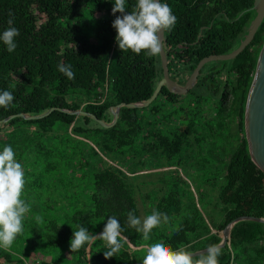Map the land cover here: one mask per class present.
I'll list each match as a JSON object with an SVG mask.
<instances>
[{
	"label": "trees",
	"instance_id": "16d2710c",
	"mask_svg": "<svg viewBox=\"0 0 264 264\" xmlns=\"http://www.w3.org/2000/svg\"><path fill=\"white\" fill-rule=\"evenodd\" d=\"M194 1L161 0L182 20L188 15L166 32L164 44L170 76L179 84L203 57L235 48L254 16L253 0H224L243 37L203 45L200 27L216 19L214 13L197 16ZM134 3L126 0L128 11ZM113 5L114 0H0V33L9 19L19 30L14 52L0 41V91L15 97L11 107H0V121L15 115L0 123V152L11 146L22 165L21 199L29 205L12 246L0 248V263L133 264L142 262L152 244L195 252L218 244L239 216L264 218V173L248 157L243 128L264 21L234 59L204 64L187 93L163 86L148 106L121 108L112 127L66 111L38 119L18 115L57 107L110 122L120 103L151 97L162 78L159 55L119 49L112 21L121 14H112ZM61 62L71 65L74 79L59 72ZM116 169L151 176L135 186L144 217L157 209L169 221L153 228L149 240L127 226L128 211L141 218L140 208L132 186L112 174ZM109 216L124 229L120 253L106 259L100 240L70 252L73 230L83 225L98 234ZM222 250L218 264H264V223L236 222ZM201 255L193 256L194 264Z\"/></svg>",
	"mask_w": 264,
	"mask_h": 264
},
{
	"label": "clouds",
	"instance_id": "9594fccd",
	"mask_svg": "<svg viewBox=\"0 0 264 264\" xmlns=\"http://www.w3.org/2000/svg\"><path fill=\"white\" fill-rule=\"evenodd\" d=\"M112 14L119 12L121 15L112 21L116 30L115 41L122 52L131 50L134 54H143L149 58L158 56L163 51L162 33L171 31L176 24L177 17L172 13L167 3L161 0H135L131 11L127 10L126 0H114ZM0 33V41L6 46L9 53L17 47L16 37L19 30L11 26ZM58 70L69 80L75 78L71 65L59 63ZM15 97L13 92L0 91V107L8 109L13 105ZM25 187L22 165L15 159L11 146H6L0 152V248L9 249L17 234L22 231V217L29 210V205L21 199ZM37 220L40 217H36ZM167 214L153 209L151 215L141 219L134 211L127 213V226L142 234L144 240L150 239L153 228L162 223H167ZM61 225V224H60ZM59 225V226H60ZM118 218L109 216L98 234H90L89 230L81 225L78 231L73 230L70 239V252L78 251L86 242L90 246L97 240L104 243L108 251L104 252L106 259L116 256L121 251L118 237L123 232ZM223 254L222 245L211 244L195 264H218V257ZM142 264H194L193 254L181 247L172 250L162 243H155L147 247Z\"/></svg>",
	"mask_w": 264,
	"mask_h": 264
},
{
	"label": "water",
	"instance_id": "95a60500",
	"mask_svg": "<svg viewBox=\"0 0 264 264\" xmlns=\"http://www.w3.org/2000/svg\"><path fill=\"white\" fill-rule=\"evenodd\" d=\"M254 11V16L244 34L243 39L239 42V44L229 50L224 54H209L198 61L192 73L188 77V79L183 83L179 84L176 80L172 79L168 69V60L164 50L165 37L164 33H162L161 39L163 41V51L159 55L161 66H162V78L156 85V88L151 95V97L144 102H133V103H120L116 110L114 111V118L110 122H105L104 120L99 119L92 113L85 111H69L62 108H51L47 112L41 115H29L25 113L18 114L21 117L27 119H38L43 118L55 110L58 111H66L68 113H74L77 115H87L96 120L103 127H112L114 126L120 116L121 108L125 106H129L132 108L136 107H146L148 106L158 95L159 91L163 86L166 89L174 94L183 95L187 93L190 89H192L199 77L200 69L204 64L208 62L214 61H229L234 59L238 54H240L254 39L255 34L261 24L264 21V0H253L252 6L249 8ZM241 16V14H239ZM13 116H8L4 118L1 122H6L9 119H12ZM243 128H244V136L247 145V154L249 159L264 173V40L262 46L259 50V54L257 57L255 71L250 82L246 102L244 107V117H243ZM240 220H253L257 222H263L264 218H258L253 216H239L235 218L232 222H230L222 232V238L218 244L224 247L228 244L230 239V232L233 228L234 224ZM207 248L201 249L195 252H190L193 256H198L203 254ZM133 264H142V262H136Z\"/></svg>",
	"mask_w": 264,
	"mask_h": 264
},
{
	"label": "flooded vegetation",
	"instance_id": "af4514ba",
	"mask_svg": "<svg viewBox=\"0 0 264 264\" xmlns=\"http://www.w3.org/2000/svg\"><path fill=\"white\" fill-rule=\"evenodd\" d=\"M224 0H195L194 2L198 6L196 9L197 16L208 17L210 13H214L215 21L209 24H202L200 27V38L199 40L203 45L209 43H219L225 45L231 43L233 39L240 41L243 37L241 31V22L234 20H229L227 16V10L224 8ZM230 13V9L228 10ZM179 12L174 10V15L177 17L175 24V29L178 25L183 23L188 15H185V19L179 16ZM225 18L226 21L223 20ZM223 20V21H222ZM218 29V31H216ZM206 30V31H205ZM209 31V32H208ZM220 32V33H219ZM164 37L166 40V32H164ZM197 41V43L199 42Z\"/></svg>",
	"mask_w": 264,
	"mask_h": 264
},
{
	"label": "rangeland",
	"instance_id": "374dc122",
	"mask_svg": "<svg viewBox=\"0 0 264 264\" xmlns=\"http://www.w3.org/2000/svg\"><path fill=\"white\" fill-rule=\"evenodd\" d=\"M99 14H100L99 12H96L95 16H99ZM210 63L211 62H208V64ZM112 174L115 177H118L119 179H121L124 185L132 186L131 192L137 197L138 205L140 208V216L143 219L144 217L143 210L145 209V207H143L142 201L140 199V193H137V189L135 188V186H144L147 180L150 179L151 177L150 174L147 172H141V173L135 174L134 176H131L127 174L126 172H123L120 169L112 170ZM140 192H142V190H140ZM0 264H3V263H0Z\"/></svg>",
	"mask_w": 264,
	"mask_h": 264
}]
</instances>
